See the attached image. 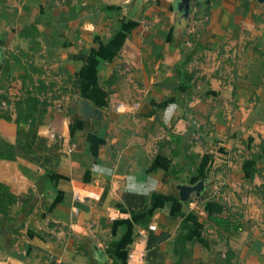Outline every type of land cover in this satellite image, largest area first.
I'll use <instances>...</instances> for the list:
<instances>
[{
    "label": "crops",
    "instance_id": "1",
    "mask_svg": "<svg viewBox=\"0 0 264 264\" xmlns=\"http://www.w3.org/2000/svg\"><path fill=\"white\" fill-rule=\"evenodd\" d=\"M0 13V150L15 145L23 54L69 84L31 150L0 158L16 197L0 207V264H128L135 244L143 264H264V0H1ZM222 44L228 65L186 67Z\"/></svg>",
    "mask_w": 264,
    "mask_h": 264
},
{
    "label": "rangeland",
    "instance_id": "2",
    "mask_svg": "<svg viewBox=\"0 0 264 264\" xmlns=\"http://www.w3.org/2000/svg\"><path fill=\"white\" fill-rule=\"evenodd\" d=\"M227 36L228 35H226V37ZM234 46L240 53H244L247 49L242 45L238 46V44H235ZM218 49H219V54L216 56L218 58H214L213 57L214 54L212 52H209L210 50H203L204 51L202 52L203 55L201 54V57H199L198 59L192 58L193 60H189V62L186 60L185 61L186 67L189 69L197 70L200 67V65L202 69L204 68L209 69L213 64H214L213 66L215 65L221 66L222 63H226L225 65H228L226 60V54H223V52H226V50H228V45L226 44V47H224V44L218 45ZM230 50H232L231 47ZM186 52H188V49L184 50V54ZM27 56H28L27 53L22 55V60L25 65H23L22 75H21L22 76L21 83L23 85L22 86L23 91L19 96V98L23 97L24 95L23 93L25 90H28L29 92H31L33 96L38 98L39 101H43L47 103L48 102L47 100L50 101L56 99L61 100L62 99L61 97H63L66 94L65 89L67 90V88L69 87V84L67 83L66 75L62 72V69L60 67H53V68L44 67V65L40 63H34V62H32L33 64L29 63V58ZM196 56L198 57V54H196ZM235 58L238 59L239 57H235ZM238 62L239 61H236L234 59L233 62L234 69L235 66L238 64ZM219 74L220 75L219 76L217 75V77L220 80L221 79L226 80V68H222ZM15 97L17 96H13L12 99L9 100L14 102L16 101ZM20 126L21 128L25 127V125L23 124H21ZM200 145H203L204 147L203 143Z\"/></svg>",
    "mask_w": 264,
    "mask_h": 264
},
{
    "label": "trees",
    "instance_id": "3",
    "mask_svg": "<svg viewBox=\"0 0 264 264\" xmlns=\"http://www.w3.org/2000/svg\"><path fill=\"white\" fill-rule=\"evenodd\" d=\"M185 76V75H184ZM182 75V77H184ZM23 97L18 98L13 102L14 123L16 124V139L15 145L6 143L1 144L0 158L11 159L13 157V147L20 146L31 150L36 137V127L40 123L44 114L46 102L39 101L31 92L25 90ZM6 118H9L7 116ZM21 124L25 125L21 128ZM16 197L11 194L8 189L0 183V207L6 203L14 202ZM220 207L215 206L212 211H219ZM220 219H216L219 222Z\"/></svg>",
    "mask_w": 264,
    "mask_h": 264
},
{
    "label": "built area",
    "instance_id": "4",
    "mask_svg": "<svg viewBox=\"0 0 264 264\" xmlns=\"http://www.w3.org/2000/svg\"><path fill=\"white\" fill-rule=\"evenodd\" d=\"M148 229H154L153 225H148ZM145 236L140 232L139 241L137 244H141L144 240ZM145 256V249L144 246H137L136 244L132 246L126 255V261L128 264H143ZM48 264H63L60 258L55 256L54 254L49 253L47 255Z\"/></svg>",
    "mask_w": 264,
    "mask_h": 264
},
{
    "label": "water",
    "instance_id": "5",
    "mask_svg": "<svg viewBox=\"0 0 264 264\" xmlns=\"http://www.w3.org/2000/svg\"><path fill=\"white\" fill-rule=\"evenodd\" d=\"M95 111V110H94ZM191 189H197V186L191 187V186H180L179 190H180V196H184L186 194V192L190 191Z\"/></svg>",
    "mask_w": 264,
    "mask_h": 264
}]
</instances>
